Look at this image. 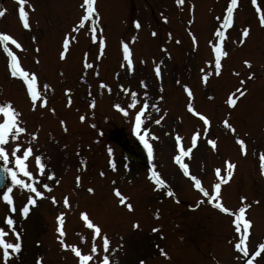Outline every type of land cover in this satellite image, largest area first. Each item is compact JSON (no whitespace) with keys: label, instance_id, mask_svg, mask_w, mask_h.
<instances>
[{"label":"rangeland","instance_id":"rangeland-1","mask_svg":"<svg viewBox=\"0 0 264 264\" xmlns=\"http://www.w3.org/2000/svg\"><path fill=\"white\" fill-rule=\"evenodd\" d=\"M82 2L26 0L24 10L30 28L25 29L19 21L17 0H0V9L5 10L0 16V32L11 35L23 47L21 51L9 45L10 50L18 56L25 70L37 74L39 91L44 93L43 85L49 86L45 93L47 107L32 111L22 81L10 76L7 56L0 48V102H12L21 113L27 134L38 129L37 139L30 142L34 153L43 157L46 171L55 174V180L38 174L31 159L29 170L37 176L38 184H49L51 191L45 192V196H55L58 201L53 206L49 199L38 198L36 206H30L29 214L21 218L19 209L28 193L13 187L11 180L8 182L0 193L13 187L17 209L13 213L14 227L20 233L22 247L9 257L7 264H36L37 259H42V264H76L73 254L61 250L57 243L55 216L59 211L65 213L66 243L76 244L82 251H87L90 246V230L83 226L79 213L87 212L89 218L101 226L110 238L108 255L111 264H139L140 260L145 264H241V258L229 243L234 235L230 218L204 203L194 207L201 196L171 158L175 134L182 137V143L187 147L193 131L202 129V121L186 111L188 97L182 88L186 84L193 93L195 109L211 122L207 139L216 141V149L206 143L202 134L191 160L185 158V161L208 191L216 180L214 169L223 168L225 160L235 164L231 179L221 186L222 203L236 209L240 205L239 197L245 196V203L251 205L246 212V218L252 221L246 241L249 251L264 242V177L259 174L258 159L264 152V27L259 25L251 0H238L234 23L225 30L222 41L227 55L221 58L220 75H215L213 67V75L206 83L200 80V69L209 70L205 64L211 59L208 41L215 40L213 32L218 27L215 18L222 17L227 0H184L181 6H177L175 0H95L94 6L100 17L97 35L104 38L105 47L99 49L98 43H92L89 33L81 29L72 33L78 42L73 41L66 59L60 60L58 52L62 38L78 23L83 14ZM257 3L264 13V0H257ZM163 17H167L166 23ZM189 19L193 21L191 25ZM134 21H139V29L134 27ZM85 24L91 26L88 21ZM244 27L249 28V34L240 44ZM189 29L198 41L195 50ZM153 31L155 36L151 34ZM177 39L181 43L177 44ZM121 41L128 42L131 48L134 64L131 74L120 67L123 62ZM162 47L166 52L161 51ZM37 48L38 52L35 51ZM85 52L88 62L94 65L92 69H83ZM37 59L38 64L35 63ZM244 61H249L250 67ZM154 63L161 67L159 80L153 71ZM95 72L99 75H94ZM142 80L147 83L146 89L140 86ZM241 80L245 82L243 86ZM101 81L111 87V92L98 87ZM118 85L136 92L138 102L144 101L146 91V102L149 105L156 103L160 109L156 112L149 106L143 114L142 127L159 138L149 140L153 158L146 165L129 164L120 149L111 143L113 131L123 145L141 144L131 131L136 109H129L126 117L113 107L119 104L127 108L131 99L130 94L120 91ZM238 87L246 92L230 109L226 98ZM65 89L71 90L70 107H65ZM161 96L163 99H157ZM92 102L95 107L89 108ZM81 115L85 116L83 122L79 119ZM161 116L164 118L160 124L152 122ZM224 119L235 128V134L223 127ZM61 120L65 121L66 132L59 123ZM236 136L245 140L246 155L240 154ZM25 139L26 136L21 137L22 141ZM109 149L112 150L111 157ZM109 159L115 170L109 166ZM150 165L168 183L175 198L154 190V185L147 179ZM100 172L104 173L103 177ZM77 176L80 177L79 187L75 181ZM113 180L116 183L111 184ZM89 187L94 189L92 193L87 191ZM114 188L128 197L133 211L116 203L117 199L112 197ZM64 196L71 204L68 209L63 208ZM109 199H112L111 203ZM157 210L158 219L154 218ZM6 212V203H0V219ZM134 222L139 223V228L133 229ZM154 227L159 231L153 232ZM0 228L9 232L6 239L13 242L14 237L7 226L0 223ZM77 234L85 237L83 244ZM158 249H163L170 259L161 256ZM0 264H3L2 260ZM256 264H264V260L257 257Z\"/></svg>","mask_w":264,"mask_h":264},{"label":"snow or ice","instance_id":"snow-or-ice-1","mask_svg":"<svg viewBox=\"0 0 264 264\" xmlns=\"http://www.w3.org/2000/svg\"><path fill=\"white\" fill-rule=\"evenodd\" d=\"M26 0H17L18 5L20 6L18 9V17L19 21L22 24L23 28L29 29L30 23L28 20V14L24 10V4ZM95 0H83L81 4V8L83 10V14L80 16L78 23L74 24L69 31L63 36L60 50L58 52L59 59L65 60L66 55L70 50V45L73 41H77V38L72 35L73 32H80L81 29H84L90 35V39L92 43H98L99 49H103L105 47V40L102 36L97 35V29L99 28L100 17L98 12L94 6ZM177 6H181L184 3V0H175ZM252 6L256 10V14L258 17L259 25L264 27V13H262L261 7L258 5L257 0H251ZM238 6V0H227L226 7L223 11L222 17H216V21L218 27L213 32V36L215 40L210 39L208 41L210 45V53L211 59L205 61V64L208 66L209 70H205L204 68L200 69L201 76L200 80L202 83H206L210 76L213 75V71L211 69L214 67L215 75L219 76L222 68L221 58L226 56L227 53L222 48V41L225 39V30L230 28L234 23V10ZM31 7V5H29ZM192 11V8H189V12ZM5 10L0 9V16H3ZM164 22H167V17H163ZM90 22V27H87L85 22ZM193 21L191 19L188 20V24L191 25ZM134 27L139 29L141 27L139 21L133 22ZM153 36L156 35V32L151 33ZM249 34V28L244 27L241 32V39L239 40L240 44L244 43V37ZM188 35L191 38L193 50L198 45V41L196 36L189 29ZM170 38V34H169ZM33 42H35V36L32 37ZM135 40V36L132 37V41ZM78 42V41H77ZM176 43L179 44L181 41L179 39L176 40ZM9 45L14 46V49L23 51V47L21 43H19L15 38H13L9 34H5L0 32V48L3 49V52L7 56V70L11 77L17 78L22 81V86L25 91V95L27 100L30 102V109L35 111L37 108L44 109L48 104V97L45 94L49 90V86L44 84L45 92L42 93L38 90V77L37 74L33 71L25 70L19 61V58L16 54H14L13 50H10ZM121 50H122V63L120 67L125 70L127 74H131L134 72V64L132 59V52L128 42L121 41ZM35 51H39V49H35ZM162 52H166V49L161 48ZM102 54V53H101ZM87 53H84L83 59V69L88 70L94 67L93 63L88 62ZM100 56L98 55L96 59L98 60ZM214 61V63H213ZM35 63H39L37 59ZM141 63H144L141 60ZM244 64L250 67L249 61H244ZM153 71L157 80L161 78V67L160 64L154 63ZM239 75V73H235ZM94 75H99L98 72H95ZM251 74L249 75V79H251ZM83 79V77H82ZM179 84V81H177ZM244 81H240V85H244ZM140 86L143 88H147L146 81H140ZM100 89H107L111 92V87L101 81L98 85ZM120 91L125 94H130V102L127 105V108L122 107L119 104H114L113 107L120 112L124 116L129 115V109H136L133 117V134L138 136L140 143L143 145L144 149L147 151V155L149 161L153 158V148L149 140H157L159 139L157 136L149 133V130L145 127H142L144 124L143 114L146 113L147 108L150 106L156 112H159L160 109L156 103H151L150 105L146 102L148 93L145 91L144 93V101L138 102V94L134 91H130L129 88L124 87L123 85L117 86ZM184 93L187 95L188 100L185 105L186 111L191 113L192 116L198 117L200 121H202V129L194 130L190 143L187 147L182 143V137L179 134H175L173 136L174 139V155L172 156V161L175 165L178 166V170L184 177H186L191 183L190 186L195 189L201 196V199L196 202L194 207H198L199 204L204 203L210 205L212 208L217 210L221 214H225L230 218V225L233 229L234 235L231 241H229L233 251L241 258V264H256V258L260 257L264 260V242L258 243L254 250L251 252L247 246V238L250 235V229L252 227V221L246 218V212L251 205L246 204L245 201L247 198L245 196H240L239 201L240 205L236 209L229 208L222 203L221 197V186L227 183L234 172L235 164L225 160L223 168H215L214 173L216 176V180L211 184V191L206 190L202 186L201 179L192 174L190 171V165L185 161V158L191 160L193 149L198 147V140L203 134L206 143L213 149H216V141L213 139H207V133L210 128V120L207 116L197 111L193 105V93L188 85H182ZM162 91V89H161ZM246 92V89L242 87H238L234 92L229 93L226 98V104L228 108H233L237 103V99L239 96H243ZM71 90L65 89L64 95L67 98V103L65 107H70L72 104L71 99ZM157 99H163V97H158ZM89 108H94V102L89 103ZM51 112H55L54 109H49ZM21 113L13 106L11 101L0 102V170H2L8 177H10L11 185L20 189L21 191H27L28 195L26 196L25 201L22 203V206L19 209V214L21 218H25L30 212V206H36L37 199H49L53 206L58 204V201L55 196H45V192H50L51 188L49 184L39 183L37 176H34L33 172L29 170V160L34 161L35 168L38 174H43L47 177L48 180H55V174L52 172H47L45 165L43 163V157L40 155H36L34 153V149L30 141H35L37 139L38 129L34 130L32 133L27 134L26 127L22 126L23 121L20 119ZM163 116L159 119H155L152 122L155 124H160L161 120H163ZM80 121L83 122L85 120V116L81 115L79 117ZM61 127L64 131H67L65 121L61 120ZM223 127L225 129L230 130L235 134V128L229 123L228 119H224L222 121ZM22 136H26L24 141L21 140ZM235 143L239 145V151L241 155L247 154L246 142L244 139L239 136L235 137ZM109 156L112 155V150L109 149ZM259 174L261 177H264V152L259 154ZM109 166L115 170V167L112 163V160L109 159ZM99 175L101 177L104 176L103 172H100ZM28 182H26V179ZM147 179L154 185V190L163 191L164 194L175 198V193L171 190L168 183L161 177V175L154 169L153 165H150L147 169ZM76 186H80V177L77 176L75 178ZM59 183V181H56ZM13 187H8L7 190L0 193V203H6L7 212L0 219V223L7 226V229L11 232L14 237V241L10 242L6 239L9 232L5 231L3 228H0V260L3 261V264H7V260L9 257L15 253H18L21 250V236L18 231H16L14 225L15 220L13 217V213L17 211L14 203V198L12 195ZM43 189L41 191L40 189ZM89 193L94 191L93 188L89 187L87 189ZM113 192L115 196L118 198V203L127 208L128 211H133V207L131 203L127 202L128 197L121 194V192L114 188ZM176 202H179L178 200ZM253 203H259V201H253ZM63 208L68 209L71 207L69 202V198L64 196L62 198ZM64 217L65 213L63 211H59L55 216V232L57 233L56 239L61 248L64 251H70L75 257L76 264H111L110 256L108 255L110 251V238L106 233L102 231V228L99 224L94 223L90 218L87 212L81 211L79 213V218L83 221V226L90 230V246L87 251H82L81 247L76 244H68L65 241V230H64ZM154 218H159V212L154 215ZM133 229L139 228V223L134 222L132 224ZM153 232L159 231L158 228H153ZM79 235L80 244L85 242V237L83 235ZM122 239V238H121ZM119 247V245H118ZM160 255L165 259H170L168 254L163 249H158ZM104 254L101 255L100 253ZM36 264H42V259H37ZM139 264H145L144 260H140Z\"/></svg>","mask_w":264,"mask_h":264},{"label":"water","instance_id":"water-1","mask_svg":"<svg viewBox=\"0 0 264 264\" xmlns=\"http://www.w3.org/2000/svg\"><path fill=\"white\" fill-rule=\"evenodd\" d=\"M126 155L130 157L131 159L139 162V163H144L146 160L145 153L142 149H130L126 152ZM5 180L4 172L0 170V187L3 185Z\"/></svg>","mask_w":264,"mask_h":264}]
</instances>
